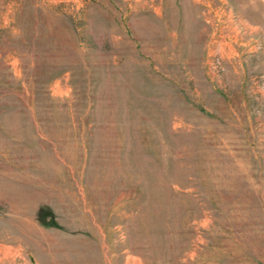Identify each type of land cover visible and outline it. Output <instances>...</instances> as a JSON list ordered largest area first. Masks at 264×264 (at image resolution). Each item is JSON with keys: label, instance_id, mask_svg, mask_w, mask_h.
<instances>
[{"label": "rangeland", "instance_id": "1", "mask_svg": "<svg viewBox=\"0 0 264 264\" xmlns=\"http://www.w3.org/2000/svg\"><path fill=\"white\" fill-rule=\"evenodd\" d=\"M0 264H264V0H0Z\"/></svg>", "mask_w": 264, "mask_h": 264}]
</instances>
